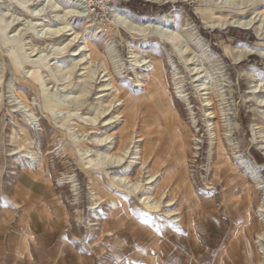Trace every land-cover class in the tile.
Returning a JSON list of instances; mask_svg holds the SVG:
<instances>
[{"label":"rangeland","instance_id":"rangeland-1","mask_svg":"<svg viewBox=\"0 0 264 264\" xmlns=\"http://www.w3.org/2000/svg\"><path fill=\"white\" fill-rule=\"evenodd\" d=\"M87 1L76 9L74 4L60 0L45 4L42 0H32L31 4H26V0H0V235L13 230L21 232V227L32 221H51V214L47 213L50 209L53 225L58 227L30 228V244L39 247L36 234L53 232L60 240L56 251L61 253L63 248V252H68L71 264H159L167 243L182 245L185 241L198 245L180 248L182 258L196 264H225L221 255L235 230L239 264H248L249 246L238 236L245 226L244 217L251 213L257 225L249 242L257 255L253 264H260L264 259V245L258 242V235L264 231V213L260 212L264 189H257L256 181L264 182V0ZM116 10L137 25L159 18L167 24L165 29L178 34V41L170 43L156 31L147 36L136 35L117 22ZM68 11L83 12L85 17L66 20L69 26L62 36L47 32L65 27L61 19ZM234 15L243 21L255 19V26L224 27ZM215 24L218 29L212 28ZM192 36L201 37L217 58L203 57ZM70 41L73 44L66 46ZM86 41L99 52V58L91 65L84 61L78 64L80 57L74 56ZM187 46L189 49H183ZM244 49L253 52L239 64L234 54ZM83 55L88 58L89 53ZM189 56L200 60L195 65L202 71V78L196 83L186 62ZM137 59L164 62L169 97L191 130V140L197 138L191 142L186 163V173L197 196L185 197L177 184H169L170 179L162 177L151 196L158 200L164 192L173 193L176 203L167 207L165 196L158 211L147 209V213L135 205L136 199L125 189L112 183L111 176L86 166L89 161L95 165L105 163L102 152L106 148L88 154L80 144L84 141L94 148L98 141L116 137L117 145L113 143L110 154L122 156V131L134 139L130 145L134 153L150 144L147 139L151 131L153 148L166 147L171 134L158 126L164 117L149 98L151 72L146 66H134ZM34 71L41 73V82L32 77ZM110 75L118 87L131 94L129 104L122 105L112 91L105 90L112 81ZM174 75L183 82L190 102L176 97ZM138 81L143 85L137 86L141 84ZM201 84L209 90L198 92L196 86ZM87 90L89 93L79 98ZM209 96L214 107L204 106ZM46 100L53 105L46 104ZM102 111L105 114L101 115ZM210 112L216 118H210ZM93 119L98 120L95 123ZM80 125L88 128L86 134ZM23 131L31 144L24 142ZM132 158H126V166ZM33 159L39 161L37 166L31 165ZM114 171L121 173V169ZM130 176L134 182L140 179V165ZM93 179L106 193L100 207L92 211ZM148 188L150 185L139 198L147 196ZM114 200L132 208L136 225L152 222L159 238L141 235L137 239L141 228H133L134 239L122 237L121 231L109 236L104 229L115 223ZM171 210L179 214L168 215ZM184 217H188L187 222L193 219V225L181 228L176 218ZM165 221L172 223L171 231L182 234H161ZM153 230L149 229L152 235Z\"/></svg>","mask_w":264,"mask_h":264},{"label":"bare ground","instance_id":"bare-ground-1","mask_svg":"<svg viewBox=\"0 0 264 264\" xmlns=\"http://www.w3.org/2000/svg\"><path fill=\"white\" fill-rule=\"evenodd\" d=\"M47 1H49V0H42V4H45ZM60 1L69 2L72 5L74 4V6H76V9H79V7L81 5L88 4L87 0H60ZM148 1L160 3L162 0H148ZM31 2H32V0H26L25 3L31 4ZM243 4H244V2H243ZM53 8H55L54 5H53ZM41 13H43V12H41ZM44 13L42 14V16L46 15V13L45 14ZM82 13L83 12L78 13L77 11H68L67 13L64 14V16L61 19L63 21L64 25H66V26L63 28L52 30V31L50 29H48L47 32H52L53 36H56V37L64 35V33L66 32L65 31L66 28L69 26V22H66V20L71 19V18H72V20L75 18L81 19V18L85 17L84 15H82ZM115 13H116L115 17L118 20L117 22L121 23L123 26H125L127 28L129 27V29H131L133 32H135L136 35L147 36V35H149L150 31L151 32L156 31V32H158V34H160V36H162V37L164 36L165 39H167L168 42H170V43L171 42L174 43V41H178V38H179L178 34L173 32V31L170 32L168 29H165V27H167V24H165L163 21L159 20V18H154L152 20H149L148 23L143 26V25L134 24L133 22L128 21L126 18H123V16L120 15L117 10L115 11ZM235 14H238V13H235ZM261 15L264 16V13H262ZM224 20H225V18H224ZM226 25H228V26H234L235 25L237 27L250 28L252 26H255V19H251L250 21H243L241 19L236 18V16L234 15L225 21L224 27ZM161 26H163V27H161ZM89 28H90V26L87 29H89ZM212 28L218 29L219 25L215 24L212 26ZM47 34L49 35L50 33H47ZM193 37L194 36H192V38ZM193 41H196L195 45L199 46L200 50L202 49L203 57L205 56L208 59H211L208 56L213 57V59L217 58L215 55H211L212 53H210L211 52L210 49L208 48V46L205 45L204 40L201 37H196V38L194 37ZM72 44H73V41H70L66 46H71ZM183 49H189V47L187 46V47H184ZM59 50L63 51V49H61V48H59ZM83 52L89 53L88 58L82 57ZM184 52H187V50H185ZM252 52L253 51H251L249 49L239 50L238 52H236L234 54L235 61L240 64L241 62H243L246 59L247 54L252 53ZM74 56L80 57L78 64L84 61L85 63H88L91 65L96 61V59L99 58V52L91 43L86 41L84 43V46H80V51L75 52ZM190 56L187 57L186 62L189 66L188 68H189L190 74L192 76L193 83H196V82H199L200 79L202 78V77H200L202 71H200V69H198L197 66L195 65L196 62L200 61V60H197L195 58V56H193L192 58ZM84 62H83V64H84ZM134 66H138V67H140V66L145 67L146 66L147 69L150 70V72H151V74H150L151 89L150 90L151 91L149 92V98H150V101H153V103L157 105L158 110L161 112V114L164 117L163 122L160 123V125L158 124L159 129L160 130L161 129L162 130L168 129V131L171 134V137H170V139H168L166 144H167V146H169V148H176L180 154V156L176 162V163H178L180 170L179 171H176V170L171 171L173 169L172 168L170 170V172H171L170 176H171V178L172 177L174 178V176L175 177L178 176L179 182L177 183V186H178V189H181L182 192L185 194V197H196L197 195H196V192L194 191L195 189H193V187L191 186L192 183H190V178L188 177V175L186 173V171H187L186 170L187 169L186 163H187V158L189 157L190 151L192 149L191 142L196 141L197 138L196 139L192 138V140H191V130L189 129L188 125L182 120L180 113L175 109L174 101L169 97V84H168L167 76L164 72V62L161 60H154V59H151V60L144 59L142 62L141 59H137L136 65H134ZM192 66H195V67L193 68ZM40 74L41 73L39 71L32 72V77L36 80V82L37 81L41 82V75ZM111 79H112V81L105 86L109 89H105V90L112 91L114 98L117 99V101L122 102V105L129 104L132 101L131 94L126 92L125 90L121 89L120 87H118V85L114 82L112 76H111ZM179 79H180V77H178V75H174V82L173 83L175 86L174 90H175L176 97L179 99H184V101L186 99L188 100V98H187L188 95H186L185 91H183L184 87L181 84L183 82L178 81ZM138 83H141V84H139L137 86L143 85L141 81H138ZM196 87L198 89V92H203V91L209 90L208 87L205 86V84H201V85H198ZM254 88H255V93H256L257 92V86H255ZM88 93H89L88 90L85 91L84 93H82L80 95L79 98L86 96ZM205 95H209V94L206 93ZM46 101H47L46 104L53 105L52 101L51 102L48 100H46ZM188 101L186 103H188ZM204 102L207 103L204 106L214 107L213 99L211 96L207 97L204 100ZM263 103H264V100H263ZM189 105H190V103H188V106ZM100 114L101 115L105 114V111H102V113H100ZM193 115H195V114L192 113V116ZM192 116H191V118H192ZM210 116H213V118L214 117L216 118V115L214 112H210L209 117ZM112 119H114V117L111 118V120ZM97 120L98 119H93L92 121L96 123ZM108 124H111V122ZM79 129L84 134H86L88 132V128L85 126L80 125ZM152 135H153V133L150 131L148 134L149 139H147V141H149L150 144L148 146H145L143 149L138 150L136 153H134L133 151H131V148H130V145L134 141V139L132 137L130 138V135L128 132L122 131V133H120V137H119L120 138L119 144L121 147L124 148V149L122 148L123 149L122 153H124V155H122V156L121 155L115 156V155L110 154V150L112 148L113 143L115 145H117L118 139L116 137L108 136L104 141H103V139L98 141V146H96L94 148H90L87 146V144H85L84 141L80 142V139L78 140L80 142V144L86 150V151L84 150V152L88 153V154L91 152L99 153L102 151V148H106L105 152H102L103 160H105L104 161L105 163L102 162L101 164L99 163L98 165H95L93 163V161H89V163L86 166L90 165L89 169H95L98 172H105V173H107V175L111 176L112 183L117 185L118 187H120L122 189H125L126 194L133 196V198L136 199L135 205H137L139 208L143 207L142 211H146L144 213H147V209H148V212H149V209L158 211V209L161 208L162 200L165 196H166V199H168L167 207L172 206L175 202V199L173 198V193H170V195H169L168 192H164V193H162V196L159 197L160 199H158V200H156L157 199L156 197L154 198L153 196H151L152 191L154 190V186L159 185L161 183V179L163 177V173H161L160 171H157L156 170L157 168L155 169L154 167H152L151 162H149L150 155L156 149V148H153L154 138ZM150 136H152V137H150ZM194 137H195V135H194ZM23 140L25 143H28V142L30 144L32 143L30 140V137L26 133V131H23ZM140 141H142V139H140L139 141H135L134 143L140 142ZM197 142H199V141H197ZM220 147L221 148L224 147L222 143H220ZM198 149L199 148L196 147V150H198ZM222 151H223V149H222ZM15 152H17V151H15ZM167 153H168V151H167ZM19 154H21V153H19ZM133 154L136 156L135 158L131 157ZM219 155L222 156V152H219ZM127 156H129V157H127ZM126 158L127 159L132 158L128 166H126V163H127ZM26 159L31 160L30 157H26ZM156 161H158V160H156ZM162 162H165V161L162 160ZM38 163H39V161H37V159H33L31 165L34 164L37 166ZM136 165H140L141 176L137 182H134L133 178H131L130 174L132 173V171ZM118 169H121L120 174L115 173L116 171H114V170H118ZM256 182H257V189H264V185H262L264 182H260V180H258ZM93 185H94V188H92L90 190V195L93 199V204H92V207L90 208V210H92V211L96 210L100 207V205L103 203L101 201L102 197L106 193L104 187L101 186L98 182L94 181V179H93ZM146 185H150V188L147 189V193H146L147 196L144 198H139V194L142 191L146 190ZM114 205L116 206L114 211H113V214L115 217L114 222H117L118 224L120 223L121 225H124L126 216L123 213V210L128 209V204L127 203L121 204V202L119 200H114ZM260 209H261L260 212L263 214L264 213V202L262 204H260ZM167 213L170 216H175L176 214H179L178 212L172 211V210L167 211ZM187 219H188V217L178 218V219L176 218V222L186 224ZM244 224H245V226H243V228L241 229V234H239L238 237H240L239 239L244 240L246 245L249 246L248 249H246V258L248 260V264L249 263L251 264V263L256 262V260H257L256 251L253 247H251L250 242H249V239H251V232L257 225L253 214L250 213V215H247L244 217L243 225ZM105 230L109 231L110 228L104 229V231ZM234 233H235V230H234ZM109 234H110V232H109ZM236 239H237V237L233 236L232 239L230 240V250H232L234 247L235 248L239 247V244H238L239 241H236ZM258 242H259L260 246L263 247V245H264V231H263V233H260L258 235ZM261 264H264V259L261 261Z\"/></svg>","mask_w":264,"mask_h":264},{"label":"crops","instance_id":"crops-1","mask_svg":"<svg viewBox=\"0 0 264 264\" xmlns=\"http://www.w3.org/2000/svg\"><path fill=\"white\" fill-rule=\"evenodd\" d=\"M166 143H165V146H166L165 148H162V146H159L160 149L157 148L154 150V152L150 155L149 161L151 162L152 167H154L155 169L157 168L156 169L157 171H160L161 173H163V178L170 179L168 182L169 184L170 183L177 184L179 182L178 176L177 177L174 176V178L173 177L171 178L170 170L172 168L173 169L171 171L180 170L178 163H176L180 154L176 148H169V146H167ZM162 160L165 162H162ZM164 164H166V166L163 169L161 168V166ZM47 213L51 214V218H52L50 219L51 221H49V219L47 220L45 219V220H42L41 222H35V223L34 221H32L31 223L25 226H22V227L20 226L21 228L24 229L21 232L13 230L11 232H8V231L5 232L3 236L0 235V264H71L70 263L71 258L68 252H63V248H61V253H58L59 250L56 251L57 249L60 248L57 246L59 244V243L57 244V242H60V240H58V237H56L53 232L46 231L41 234H36V237L39 236L38 239H36L38 243L40 244L39 247L34 246V244H30V241H31L30 236L33 235V233L30 231V228L32 227L39 228L41 226L46 227V228L47 227L48 228L58 227V226L53 225L52 210L50 209L47 210ZM123 213L126 216L125 224L121 225L120 223L118 224L117 222H115L114 224L110 225V230H109L110 234L109 232L107 233L109 236H115L114 235L115 231L117 232L121 231L119 235H121L122 237L124 236L126 237V239H129V238L134 239V235L133 234L131 235V232H133L134 229L136 228H141L140 233L136 232L137 234L135 237L137 239H139L141 235H143L142 237H144L145 235H150L153 237V239L159 238V234L157 230H153L154 228L153 224L149 220H147V224H148L147 226L143 225V223L136 225L134 221L135 214L132 208L128 207L127 210H123ZM213 219L218 220V217L213 215ZM192 220L193 219L189 218V222H187L186 224L180 223V227L183 228L187 224L193 225ZM171 226H172L171 222L165 221L162 224V228H160L162 231L161 234H163L164 236H166L167 232L168 233L174 232L178 235L182 234V232L180 231H171ZM150 228H152L154 236L152 235V233L150 234V231H149ZM255 228L252 230V232L255 230ZM233 236L234 235H232V237ZM64 239L65 237L62 240ZM230 240L228 241L227 246L225 247V250L221 255V260H223V263L225 264H239L238 248L240 247H237V248L234 247L232 250H230ZM137 241L139 242V240ZM157 242H160V239L155 241V243ZM180 245L181 244L177 245L174 243L172 246H168V243H167L165 247L166 252L164 251V255L163 253H161V256H159V264H196V262L195 263L190 262L189 259L186 257L182 258L180 255L179 249L180 248L182 249V247L183 248L197 247L198 242L190 241V243L188 244L185 241L182 243L181 246ZM55 253L57 254V257H55L56 256ZM58 254H61V255L58 256ZM80 256L81 255L79 252L77 254V257L79 260L81 259Z\"/></svg>","mask_w":264,"mask_h":264}]
</instances>
